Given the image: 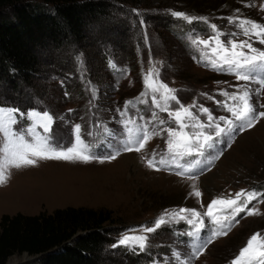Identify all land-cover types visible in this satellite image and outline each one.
Returning a JSON list of instances; mask_svg holds the SVG:
<instances>
[{
    "label": "rangeland",
    "instance_id": "374dc122",
    "mask_svg": "<svg viewBox=\"0 0 264 264\" xmlns=\"http://www.w3.org/2000/svg\"><path fill=\"white\" fill-rule=\"evenodd\" d=\"M248 22L264 26V0L112 1L108 19L88 26L81 45L39 50L30 83L15 78L14 88L0 84V106L19 109L3 114L15 135L0 130V216L50 214L66 207L108 210L114 234L97 264H232L253 234H259L256 246L264 244V117L252 128L222 134L204 155H188L183 146L185 137L207 144L206 135L217 139V125L227 130L229 121L241 123L233 111L243 110L244 103L233 94L249 91L257 113L264 111V85L237 80L222 61V47L231 51L229 40L237 45L247 40L264 51ZM236 50L249 53L247 47ZM44 111L53 119L44 118ZM77 123L87 144L78 145L84 155L103 157L120 149L116 158L31 156L32 165L22 164L20 156L29 147L41 148L49 137L71 147ZM129 128L135 140L147 132L143 147L137 143L132 151L123 150ZM169 130L175 135L169 137ZM187 167L193 172H185ZM249 193L255 196L250 202ZM213 199L236 203H218L208 216ZM161 217L168 223L147 233ZM189 218L193 225L187 224ZM196 225L198 235L189 236ZM125 236L129 240L120 245ZM141 236L147 237L145 250L132 239Z\"/></svg>",
    "mask_w": 264,
    "mask_h": 264
},
{
    "label": "trees",
    "instance_id": "16d2710c",
    "mask_svg": "<svg viewBox=\"0 0 264 264\" xmlns=\"http://www.w3.org/2000/svg\"><path fill=\"white\" fill-rule=\"evenodd\" d=\"M112 1L121 0H0V84L30 83L38 51L81 45L88 26L108 19ZM113 224L110 211L83 207L1 215L0 264L23 253L40 255L34 264H97Z\"/></svg>",
    "mask_w": 264,
    "mask_h": 264
},
{
    "label": "snow or ice",
    "instance_id": "6c2138e0",
    "mask_svg": "<svg viewBox=\"0 0 264 264\" xmlns=\"http://www.w3.org/2000/svg\"><path fill=\"white\" fill-rule=\"evenodd\" d=\"M175 16H181L183 15L180 12H176L174 13ZM251 23V28L254 32V34L259 37V43L261 45H264V26H260L257 25L254 22H248ZM216 26L213 25V28H215ZM259 28V32H255V29ZM248 30H245V35H248ZM233 36H236L237 33H232ZM204 45L208 44V40H203L201 41ZM227 43L231 44V51L229 52V50L226 47H222V51H224L225 55L222 57V61H223V65H226L229 69L234 70L236 72V78L237 80H243V81H257L258 83H260L261 85H264V75H261L262 73H264V51L253 47V44L249 41H243L241 42L239 45H237L233 40H229L227 41ZM245 48L247 47L249 49V53H246L244 51H237V48ZM215 51V50H214ZM214 68H217L218 70H223V66L221 65H217L216 63H213L212 65ZM161 88H164L165 85L161 84L160 85ZM172 100H176L177 97L175 95H172L171 97ZM233 100H239L242 101L244 103V108L243 110L240 111H233V116L235 117L236 121H240L241 123L239 124H233L231 121H229V124L231 125L227 130L224 128H220L219 125H217L216 127V131H215V137L217 139L214 140L212 135H206L205 136V141L206 142H211V143H199L198 141L193 144L191 143L187 137L184 138V143L183 146L186 147L188 149V155H191L194 152H198L200 155H204V152L209 149V148H214L216 143L218 142V138L221 137L222 134L224 135H231V133L234 131L235 128H239L241 131L245 130V128H252L254 126V122L257 121L258 118L260 117H264V111H260L257 113L256 107L251 103V93L249 91H245L244 93H242L241 95H239L238 97L233 94L232 96ZM230 111H232L231 109H229ZM19 111V109L16 108H12V107H6V106H0V130L5 131L6 134L11 133L13 136L15 135L14 132H11V129H9L3 122V114L4 113H15ZM71 111V110H70ZM204 112H209V109L204 108L203 110ZM184 112L187 113L189 116H191V113L188 112V109H184ZM33 113L29 112L28 115L31 116ZM43 116L44 118H46L47 120H52L53 117L49 114L48 111H44L43 112ZM175 119L178 123H180L181 121V114L180 112H176L175 114ZM209 121L212 120V117L209 116L208 117ZM221 120H224V117H220ZM11 123L12 124H16L17 120L15 118L11 119ZM161 123H163V121H161ZM191 127V125H184V124H180L181 128L184 127ZM45 131L48 132L49 129L45 128ZM74 131L76 133L75 136V140L76 143L73 144L71 147H68L67 145H61V144H54L52 142V139L49 137L45 140L44 145L41 148H31L29 147V151L24 152L21 156L20 159L22 161L23 165H32L34 163V160L31 159V156H39L43 159H55V160H70L73 158H79L85 161L88 160H95L97 158L101 159V160H111V159H115L116 155L118 154V152L120 151V149H116L113 152L108 153L107 155L103 156V157H97L95 155H84L82 150L78 149V145H84L85 147H87V144L85 142L84 139H82V132H81V124L77 123L74 126ZM128 132L130 134V137L128 139V141L126 142V144H122V148L124 151H132L133 150V145L134 144H140L141 147H143V139L147 138V132H145L143 134V137L140 140H135L132 138L131 133H132V129L129 128ZM88 135L90 136L91 133L89 132ZM173 135H175V133L171 130H169V137H172ZM20 140L21 142H24V137L23 135L20 136ZM109 146L111 147V143L109 142ZM168 146L169 149L172 148L173 146V140L169 139L168 140ZM177 146H181L179 144V142H177ZM63 148V151H58L57 149H61ZM137 151H139V149H136ZM51 153V154H49ZM160 163H163V161L161 160ZM196 163H199V161H197ZM17 168L21 167V164H16L15 165ZM148 166L149 167H153V161L149 160L148 161ZM177 167H180L179 165H177ZM159 170V169H157ZM185 172L188 173H192L193 169L191 167H187L185 168ZM178 175H180L181 173H177ZM4 180V176L2 173H0V182H3ZM197 195H199V193H196ZM237 197H240L242 195L241 192L236 193ZM255 196L252 193L248 194V199L249 202L254 199ZM218 203H229V204H235L236 201L235 200H228V201H220V200H216L213 199L211 201V203H209L207 205L208 207V213H206V215L211 216L212 215V209L213 206L218 204ZM179 211L181 213L185 212L186 209L181 207L179 209ZM190 211V210H189ZM239 211H244V208H240ZM249 214H251V210H249ZM171 217H175L177 214L176 213H172L170 214ZM193 215H195V213H193ZM180 221H184L185 217L184 216H180L179 217ZM166 223H168V221H166V219L164 217H161L160 219H157L155 221L156 224V229H153L152 227H147L146 228V232L147 233H153L155 230H158L161 226L166 225ZM203 223V221H201V224ZM187 224L188 225H193V219H187ZM197 231H193L189 233V236L191 237H195L198 235V230L200 228V225H196L195 226ZM259 234H253L248 240H247V244L245 247H242L239 250V255L236 256L233 260H232V264H253L254 261L259 260V264H264V244L255 245V242L258 239ZM135 241H139V249L140 250H145L147 245L145 243V241L147 240V237L141 236V237H134L132 238ZM129 240V237L125 236L123 239H121L119 241L120 245H125L126 242ZM210 242V238L208 241H203L200 245V247H203L205 244ZM135 246V245H134ZM115 247V245H114ZM199 250V249H198Z\"/></svg>",
    "mask_w": 264,
    "mask_h": 264
},
{
    "label": "water",
    "instance_id": "95a60500",
    "mask_svg": "<svg viewBox=\"0 0 264 264\" xmlns=\"http://www.w3.org/2000/svg\"><path fill=\"white\" fill-rule=\"evenodd\" d=\"M10 258L12 259L10 261ZM7 259L5 264H34L35 262H37L40 258V255H36V256H28L26 253H23L21 255V260L18 262L14 256L10 257Z\"/></svg>",
    "mask_w": 264,
    "mask_h": 264
}]
</instances>
